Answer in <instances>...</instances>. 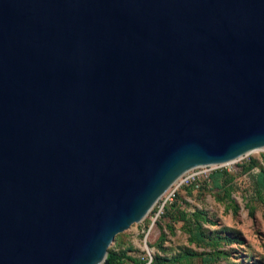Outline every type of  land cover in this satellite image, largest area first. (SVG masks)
<instances>
[{
  "label": "water",
  "instance_id": "1",
  "mask_svg": "<svg viewBox=\"0 0 264 264\" xmlns=\"http://www.w3.org/2000/svg\"><path fill=\"white\" fill-rule=\"evenodd\" d=\"M263 148L264 0H0V264H109Z\"/></svg>",
  "mask_w": 264,
  "mask_h": 264
},
{
  "label": "rangeland",
  "instance_id": "2",
  "mask_svg": "<svg viewBox=\"0 0 264 264\" xmlns=\"http://www.w3.org/2000/svg\"><path fill=\"white\" fill-rule=\"evenodd\" d=\"M261 171L264 149L228 165L195 169L167 207L176 205L191 220L197 213L199 222L190 227L173 221L166 209L156 218L155 206L143 222L118 235L109 251L138 258L148 246L155 260H169L162 264H264V196L254 185Z\"/></svg>",
  "mask_w": 264,
  "mask_h": 264
},
{
  "label": "trees",
  "instance_id": "3",
  "mask_svg": "<svg viewBox=\"0 0 264 264\" xmlns=\"http://www.w3.org/2000/svg\"><path fill=\"white\" fill-rule=\"evenodd\" d=\"M252 169H253V166H250L247 170L251 171ZM230 183H232V179L226 180V184H230ZM254 185H255V192L257 193V195H259V197L264 196V171H261L260 173H258L256 175ZM166 211L170 215L167 217H170L171 220H173V221L178 220L180 222L185 223L186 225H189L190 227L193 224H196L197 222H199V219L201 218L199 216V214L195 213L194 214L195 219L191 220L185 213L181 212L178 208H176V205H172L171 207H167ZM108 260H109V264H126L127 261H131V260L134 261L135 259H133L125 251H123V252L109 251ZM164 261L166 262L169 260L165 259V258L164 259L157 258L155 260L154 264L155 263L156 264H162V262H164Z\"/></svg>",
  "mask_w": 264,
  "mask_h": 264
},
{
  "label": "built area",
  "instance_id": "4",
  "mask_svg": "<svg viewBox=\"0 0 264 264\" xmlns=\"http://www.w3.org/2000/svg\"><path fill=\"white\" fill-rule=\"evenodd\" d=\"M194 170H191V171L187 172L186 174H184L167 191V193L159 200V202L156 204V206L158 207V212L156 213V218L161 217L163 215L167 205L174 202V199L176 197V192L178 191V189H180V187L190 183V177H187V175L189 173L193 172ZM194 177L195 176H192L191 178H194ZM151 231H152V227L149 230V234L151 233ZM132 258L135 259L136 261L135 260L134 261L133 260L127 261L126 264H154V262H155L154 254H153V252H151V250L148 246L146 247L145 253L142 256H139L138 258H134V257H132Z\"/></svg>",
  "mask_w": 264,
  "mask_h": 264
},
{
  "label": "bare ground",
  "instance_id": "5",
  "mask_svg": "<svg viewBox=\"0 0 264 264\" xmlns=\"http://www.w3.org/2000/svg\"><path fill=\"white\" fill-rule=\"evenodd\" d=\"M264 149V148H263ZM262 150V149H261ZM257 151H260V150H257ZM256 152V151H255Z\"/></svg>",
  "mask_w": 264,
  "mask_h": 264
},
{
  "label": "crops",
  "instance_id": "6",
  "mask_svg": "<svg viewBox=\"0 0 264 264\" xmlns=\"http://www.w3.org/2000/svg\"><path fill=\"white\" fill-rule=\"evenodd\" d=\"M131 257H134L135 258V256H133V255Z\"/></svg>",
  "mask_w": 264,
  "mask_h": 264
}]
</instances>
